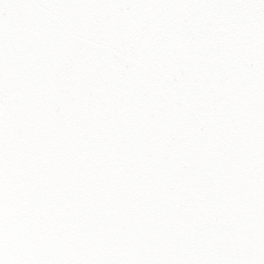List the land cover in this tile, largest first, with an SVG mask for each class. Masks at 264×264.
<instances>
[{"label":"snow or ice","instance_id":"obj_1","mask_svg":"<svg viewBox=\"0 0 264 264\" xmlns=\"http://www.w3.org/2000/svg\"><path fill=\"white\" fill-rule=\"evenodd\" d=\"M0 264H264V0H0Z\"/></svg>","mask_w":264,"mask_h":264}]
</instances>
